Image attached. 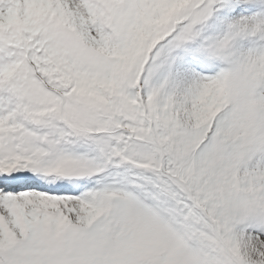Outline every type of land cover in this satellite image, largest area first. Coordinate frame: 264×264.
<instances>
[{
    "label": "snow or ice",
    "instance_id": "1",
    "mask_svg": "<svg viewBox=\"0 0 264 264\" xmlns=\"http://www.w3.org/2000/svg\"><path fill=\"white\" fill-rule=\"evenodd\" d=\"M0 264H264V0H0Z\"/></svg>",
    "mask_w": 264,
    "mask_h": 264
}]
</instances>
